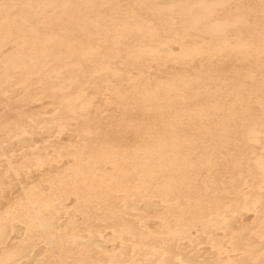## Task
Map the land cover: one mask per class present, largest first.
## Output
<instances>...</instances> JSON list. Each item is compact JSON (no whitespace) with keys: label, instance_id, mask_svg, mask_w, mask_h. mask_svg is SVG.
Here are the masks:
<instances>
[{"label":"bare ground","instance_id":"1","mask_svg":"<svg viewBox=\"0 0 264 264\" xmlns=\"http://www.w3.org/2000/svg\"><path fill=\"white\" fill-rule=\"evenodd\" d=\"M0 264H264V0H0Z\"/></svg>","mask_w":264,"mask_h":264}]
</instances>
